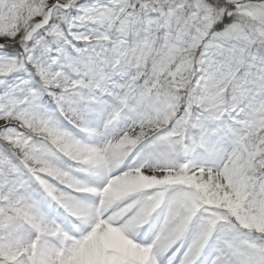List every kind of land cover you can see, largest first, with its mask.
Returning <instances> with one entry per match:
<instances>
[{
    "label": "snow or ice",
    "instance_id": "snow-or-ice-1",
    "mask_svg": "<svg viewBox=\"0 0 264 264\" xmlns=\"http://www.w3.org/2000/svg\"><path fill=\"white\" fill-rule=\"evenodd\" d=\"M0 264H264V0H0Z\"/></svg>",
    "mask_w": 264,
    "mask_h": 264
}]
</instances>
